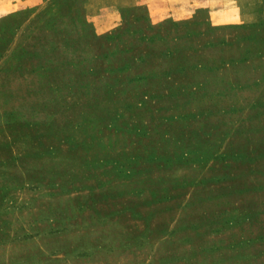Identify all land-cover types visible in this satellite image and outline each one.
I'll list each match as a JSON object with an SVG mask.
<instances>
[{
    "label": "rangeland",
    "instance_id": "rangeland-1",
    "mask_svg": "<svg viewBox=\"0 0 264 264\" xmlns=\"http://www.w3.org/2000/svg\"><path fill=\"white\" fill-rule=\"evenodd\" d=\"M0 264H264V0H0Z\"/></svg>",
    "mask_w": 264,
    "mask_h": 264
}]
</instances>
